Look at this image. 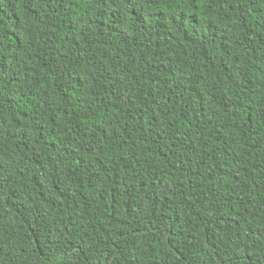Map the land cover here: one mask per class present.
<instances>
[{
    "label": "trees",
    "instance_id": "trees-1",
    "mask_svg": "<svg viewBox=\"0 0 264 264\" xmlns=\"http://www.w3.org/2000/svg\"><path fill=\"white\" fill-rule=\"evenodd\" d=\"M0 264H264V0H0Z\"/></svg>",
    "mask_w": 264,
    "mask_h": 264
}]
</instances>
